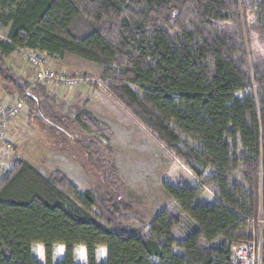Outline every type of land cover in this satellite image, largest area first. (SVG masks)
Listing matches in <instances>:
<instances>
[{
  "label": "trees",
  "instance_id": "1",
  "mask_svg": "<svg viewBox=\"0 0 264 264\" xmlns=\"http://www.w3.org/2000/svg\"><path fill=\"white\" fill-rule=\"evenodd\" d=\"M0 9V81L29 121L49 133L69 122L45 85L15 76L4 59L17 50L80 58L103 67L107 95L195 180L164 185L174 206L145 223L121 201L125 188L109 168L103 192L78 194L64 176L45 178L14 159L0 174V264H77L78 247L85 264H233L234 247L258 240L264 64H249L247 45L251 31L264 34V0H0ZM222 23L234 38L214 35ZM71 123L105 127L85 110ZM91 143L78 140L94 158ZM206 190L211 203L200 201ZM59 246L64 257L55 260Z\"/></svg>",
  "mask_w": 264,
  "mask_h": 264
},
{
  "label": "rangeland",
  "instance_id": "2",
  "mask_svg": "<svg viewBox=\"0 0 264 264\" xmlns=\"http://www.w3.org/2000/svg\"><path fill=\"white\" fill-rule=\"evenodd\" d=\"M228 1L248 5L250 0ZM213 30L218 38L231 39L236 36L226 23L214 25ZM6 33V28L0 22V41L6 38ZM247 53L251 66L256 62L264 64V34L250 32ZM29 54L30 51L17 50L6 57L4 63L15 76L28 83L45 85L54 96L56 109L69 122H65L62 131L49 133L38 120L27 119L24 104L17 101L11 87L0 81L1 89H5L7 94L6 99L0 97V100L7 105L18 102L23 105L18 115L8 120L6 135L0 139V174L14 159H21L45 178L53 173L64 176L78 194H83L88 190L103 192V174L109 168L115 175V186L125 188L121 201L128 203L145 223L164 207L174 206L163 190L164 185H195L192 174L107 95L101 87L103 67L70 55L55 58L39 54L46 61L45 70L57 75L60 82L45 80L35 83L39 70L28 63ZM61 81L76 83L70 86ZM80 110L87 111L102 123L105 126L103 133L82 131L73 125L71 122ZM83 138L92 142V152L97 154L94 158L99 159L100 167L97 168L95 159L89 158L82 146L78 145V140ZM212 200L207 190L200 198L203 203H211ZM184 228L178 230L184 233ZM55 254V260L63 259L64 249L56 247ZM75 255L77 264L86 263L83 247L76 248ZM105 255V248L97 250L98 261H103Z\"/></svg>",
  "mask_w": 264,
  "mask_h": 264
},
{
  "label": "built area",
  "instance_id": "3",
  "mask_svg": "<svg viewBox=\"0 0 264 264\" xmlns=\"http://www.w3.org/2000/svg\"><path fill=\"white\" fill-rule=\"evenodd\" d=\"M28 63L37 67L39 72L36 75L35 83L45 80L54 81L58 80L57 75L45 70V59L37 53H31L28 55ZM61 80V79H60ZM59 81V80H58ZM60 82V81H59ZM68 85L76 83V81H61ZM73 84V85H74ZM23 108V105L18 102L13 105H7L0 100V139L6 135L8 120L14 118ZM264 226V222L260 221ZM264 231L261 229L258 236V240L250 241L247 244L234 247L232 249V261L233 264H264Z\"/></svg>",
  "mask_w": 264,
  "mask_h": 264
},
{
  "label": "crops",
  "instance_id": "4",
  "mask_svg": "<svg viewBox=\"0 0 264 264\" xmlns=\"http://www.w3.org/2000/svg\"><path fill=\"white\" fill-rule=\"evenodd\" d=\"M6 96H7V94H5V89H1V87H0V97H2L3 99L4 98L6 99L7 98ZM10 125H12V122H10Z\"/></svg>",
  "mask_w": 264,
  "mask_h": 264
}]
</instances>
